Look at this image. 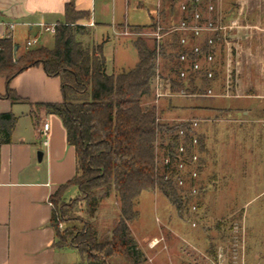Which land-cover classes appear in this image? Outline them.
<instances>
[{
	"label": "trees",
	"instance_id": "1",
	"mask_svg": "<svg viewBox=\"0 0 264 264\" xmlns=\"http://www.w3.org/2000/svg\"><path fill=\"white\" fill-rule=\"evenodd\" d=\"M189 15L187 12L183 17ZM88 18V11L76 9L74 1L69 0L64 4V20L56 22L53 46H25L13 53L14 45L19 47V44L9 36L0 37V75L7 83L4 96L12 102L23 100L9 83L14 75L32 65L40 64L46 74L60 79V102L35 103L59 116L66 142L75 151L74 175L51 197L56 247L75 248L80 259L73 264H113L116 258L123 259L126 264H150L130 227V222L139 215L141 192L159 191L181 211L190 210L192 203L196 208L199 206L203 186L200 176L204 151L202 132L190 128L189 118L172 123L161 121L157 113L164 112V108L158 111L155 104H144L145 99L154 94L156 58H164L165 76L164 71L160 72L167 82L164 87L172 91L183 88L201 97L206 96L202 93L208 88L215 92L224 89L225 45L220 31L210 34L214 40L211 45L207 43L209 34H204L199 39L201 51L203 55L212 51L214 59L199 70H187L181 77L179 72L185 63L179 59V53L186 48L179 42L178 31H172L167 53L164 47L157 48L156 43L149 45L137 37L132 39L138 55L134 66L107 71L101 43L84 44L80 39L87 34L88 28L77 20ZM152 19L151 15L149 23L128 27L132 31L160 25ZM208 69L212 71L211 76L207 75ZM171 97L168 96V100ZM16 118L12 111L0 112V145L10 142ZM194 133L198 139L195 147L198 160L192 164L189 158L194 149ZM180 144L184 145L183 171L177 166ZM165 154L171 157L167 165L162 162ZM192 168L198 173L194 195L191 194ZM179 176L184 179V185L177 183ZM69 186L76 187L77 195L65 198L62 190ZM111 193L118 203L119 217L108 232L99 235L95 224L86 219L76 227V221L80 220L74 216L76 211L83 210L88 218H93L99 201ZM60 221L63 229L59 227Z\"/></svg>",
	"mask_w": 264,
	"mask_h": 264
},
{
	"label": "crops",
	"instance_id": "2",
	"mask_svg": "<svg viewBox=\"0 0 264 264\" xmlns=\"http://www.w3.org/2000/svg\"><path fill=\"white\" fill-rule=\"evenodd\" d=\"M67 1L0 0V37H11L19 44L17 48L20 52L27 38L37 37L39 41L46 32L40 23L64 20V4ZM73 1L76 9L89 12L87 21L80 19L79 22L93 21L90 39L92 43H101L107 67L109 59L105 47L116 37L113 36V25H134L120 19L123 18L121 11L123 15L126 13L129 0ZM234 1L233 6L225 12L218 9L222 20L236 18L241 23L240 27L229 32L230 57L231 49H235L232 58L228 57L232 61V65L228 61L232 82L235 81L236 90L243 92L239 98L251 100L264 97V0ZM8 23H13V27L9 28ZM112 56L114 62L113 52ZM113 62L107 71L123 68H116ZM6 86L5 77L0 75V112L12 111L17 117L10 142L0 145V264H73L80 259L76 249L69 246L58 248L55 245L51 197L61 184L74 175L75 151L66 142L65 128L59 116L35 105L62 100L60 79L46 74L43 67L37 64L23 69L10 80L9 86L23 100L12 102L4 96ZM241 103L246 104V101ZM257 111L258 117L254 121L261 124L254 128L250 126V131L255 132L258 150L259 147L264 150V107ZM241 112L245 117L250 113L249 109ZM44 121L49 123L45 131L42 130ZM69 187L62 190L65 198ZM109 196L116 202L113 193ZM160 220L169 231V236L172 234L178 239L180 232L183 234L178 215H164ZM150 232L137 237L132 231L148 263L173 264L170 254L162 253L159 241L164 242V237L157 238L158 245L151 246L149 240L158 234ZM72 251H76L77 256L69 259Z\"/></svg>",
	"mask_w": 264,
	"mask_h": 264
},
{
	"label": "rangeland",
	"instance_id": "3",
	"mask_svg": "<svg viewBox=\"0 0 264 264\" xmlns=\"http://www.w3.org/2000/svg\"><path fill=\"white\" fill-rule=\"evenodd\" d=\"M186 1L188 0H129L126 13L124 11L123 15L121 11V20L130 24H146L152 15V20L159 22L160 29L148 26L130 32L125 23L113 25L115 32L112 33L116 37L105 47L109 59L107 69L110 70L112 66V52L116 68L134 66L138 55L131 39L137 37L149 45L156 43L157 48L164 47L167 53L171 28L183 16L184 11L180 5ZM211 1L215 6L214 14H218V9L225 12L235 2ZM108 17L110 18L109 15ZM86 26L88 32L81 35L80 39L84 44H92L90 38L93 25ZM153 30L159 31L158 38L153 35ZM119 36L121 37L117 38ZM53 42V34L50 32H44L39 40V44L48 47L53 46ZM234 51L235 49H231L230 58ZM163 62L164 58H156V70L161 77ZM201 63L203 66L206 64L203 59ZM230 63L232 65V61ZM163 73L165 76L166 72ZM236 93L238 96L226 99L174 94L170 100V95L156 99L151 93L144 101L145 105L155 104L158 111L161 107L164 108V112L157 113L161 121L172 123L185 118L197 119L196 130L202 132L204 139L200 174L203 186L199 206L177 211L163 193L144 190L139 197V215L130 222L137 237L146 231L158 234V239L163 236L165 241H159L162 253H169L173 264H264V150L262 147L258 150L255 132L250 131V126L254 128L261 124L254 119L258 117L257 110L264 107V97L245 100L239 98L242 91L238 89ZM244 100L246 104L241 103ZM244 109L250 111L247 117L241 112ZM66 195L74 197L77 189L69 187ZM168 214L174 217L178 215L181 219L184 232H180L178 239L172 234L168 235L169 231L160 220ZM74 216L80 219L76 221V227L81 226V220H90L95 224L98 234L103 235L117 221L119 207L117 201L108 196L99 201L93 218H88L83 210L76 211ZM60 228L63 229V226ZM72 252L69 259L77 256L76 251ZM146 262H149L147 257ZM113 264L126 262L116 258Z\"/></svg>",
	"mask_w": 264,
	"mask_h": 264
},
{
	"label": "built area",
	"instance_id": "4",
	"mask_svg": "<svg viewBox=\"0 0 264 264\" xmlns=\"http://www.w3.org/2000/svg\"><path fill=\"white\" fill-rule=\"evenodd\" d=\"M181 9L184 11V14L189 12V17L185 18L181 16V19L179 22L172 26V31H178L180 33L179 42L182 45L183 48H186V50H183L179 53V59L185 63L184 67L180 70L179 74L181 77H184L187 70L196 71L201 68H203V65L201 63L202 59L206 62V65L208 66L211 61L214 59V53L212 51L206 53V55H203L200 45H199V39L203 37L204 34L207 35V43L208 44H214L213 37L210 35L212 32L220 31L221 37L223 40V43L225 45V60L226 65L224 66V89L222 92H215L212 88H208L205 93H202L206 96H223V97H232V96H238L236 93V86L233 83L232 84V78H231V69L228 67V57L230 52V43H229V37H230V30L233 28H238L241 26V23L238 19L233 18L228 21L222 20L221 16L215 13V6L214 3L211 0H207V2H203V0H188L186 2L181 3L180 5ZM85 25H92L93 21H88L83 23ZM9 28L13 27V23L7 24ZM43 31L51 32L53 33L55 31V25L56 22L51 24H45L40 23L39 24ZM156 28L160 29V26H156ZM127 32V31H126ZM130 32H132L130 30ZM155 38L159 37V31L153 30L152 31ZM38 38L37 37H30L27 38L25 41L26 47H32L35 45H38ZM202 56V57H200ZM157 71V70H156ZM207 75L211 76L212 71L207 70ZM163 78L159 75L158 71L154 75V97L158 99L162 96H168V95H181V96H194V95H200L197 93H191L186 91L185 89L181 88L178 91H172L170 88L164 87ZM233 85V86H232ZM233 87V90H232ZM236 93V94H235ZM190 123L189 126L192 130L196 132V125L198 123V120L195 118H189ZM49 126L48 121H44L42 123V130H46ZM182 133L183 130H180ZM197 136L195 133L192 137V143L194 144V149L191 154V157L189 158L190 163L195 164L198 160V152L196 150V144H197ZM179 157L177 166L182 171L185 168V161L183 158L184 153V145H179ZM171 161V157L169 154H165L162 157V162L164 164H169ZM191 178L193 179V184L191 185V194L194 195L197 193V185L196 181L198 179V173L195 168L191 169ZM177 183L179 185H184L185 181L182 177H178ZM191 208L195 209V204H191ZM194 224V223H192ZM61 222H59V227H61ZM158 242L157 238H154L149 242V244L152 246Z\"/></svg>",
	"mask_w": 264,
	"mask_h": 264
},
{
	"label": "water",
	"instance_id": "5",
	"mask_svg": "<svg viewBox=\"0 0 264 264\" xmlns=\"http://www.w3.org/2000/svg\"><path fill=\"white\" fill-rule=\"evenodd\" d=\"M17 47H18V45H14V47H13V52H14V53H15Z\"/></svg>",
	"mask_w": 264,
	"mask_h": 264
}]
</instances>
